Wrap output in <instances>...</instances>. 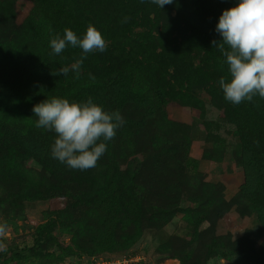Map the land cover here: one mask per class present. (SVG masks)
<instances>
[{"label": "rangeland", "instance_id": "rangeland-1", "mask_svg": "<svg viewBox=\"0 0 264 264\" xmlns=\"http://www.w3.org/2000/svg\"><path fill=\"white\" fill-rule=\"evenodd\" d=\"M31 8L14 6L0 40ZM199 99L204 111L176 108L166 128L129 104L134 136L84 171L52 158L54 138L35 124L0 146V264L9 250L28 257L12 264H264V227L240 196L237 129Z\"/></svg>", "mask_w": 264, "mask_h": 264}, {"label": "trees", "instance_id": "trees-1", "mask_svg": "<svg viewBox=\"0 0 264 264\" xmlns=\"http://www.w3.org/2000/svg\"><path fill=\"white\" fill-rule=\"evenodd\" d=\"M19 2L32 8L11 38L0 40V146L11 148L29 135L38 119L33 106L53 97H91L106 111L114 107L120 113L132 103L164 128L176 108L204 111L202 97L237 129L236 155L244 167L240 196L264 227V99L239 105L224 99L219 80L229 78L228 68L213 44L222 39L215 32L219 16L236 0H174L163 9L150 0H0L1 22L15 21ZM90 24L101 31L107 48L89 53L75 77L71 68L82 50L69 47L57 56L49 41L66 28L82 37ZM197 54L202 55L198 66ZM62 67L70 69L67 76L55 74ZM135 128L126 118L107 149L131 139ZM46 136L56 134L47 130ZM25 251L9 250L1 256L3 264L27 261Z\"/></svg>", "mask_w": 264, "mask_h": 264}, {"label": "clouds", "instance_id": "clouds-1", "mask_svg": "<svg viewBox=\"0 0 264 264\" xmlns=\"http://www.w3.org/2000/svg\"><path fill=\"white\" fill-rule=\"evenodd\" d=\"M163 9L174 0H150ZM127 18H125L126 22ZM222 38L213 41L224 57L229 78L221 77L219 85L224 99L234 105L264 99V0H236L235 6L223 10L215 26ZM227 46V48H225ZM51 53L61 55L66 48H80V58L71 70L79 73L89 53L106 51L107 42L100 30L89 25L84 35L71 29L54 35L49 41ZM70 69L60 68L55 74L67 76ZM37 128L56 134L51 156L74 170L94 168L107 151L125 120L119 111H106L89 97L70 101L53 97L33 106Z\"/></svg>", "mask_w": 264, "mask_h": 264}, {"label": "built area", "instance_id": "built-area-1", "mask_svg": "<svg viewBox=\"0 0 264 264\" xmlns=\"http://www.w3.org/2000/svg\"><path fill=\"white\" fill-rule=\"evenodd\" d=\"M68 264V263H67Z\"/></svg>", "mask_w": 264, "mask_h": 264}]
</instances>
